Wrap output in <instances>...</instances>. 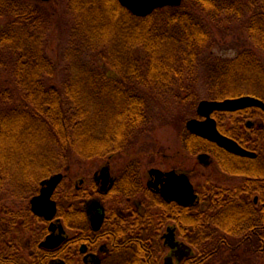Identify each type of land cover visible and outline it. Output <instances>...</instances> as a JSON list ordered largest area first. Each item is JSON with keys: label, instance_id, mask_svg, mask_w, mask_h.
<instances>
[{"label": "trees", "instance_id": "16d2710c", "mask_svg": "<svg viewBox=\"0 0 264 264\" xmlns=\"http://www.w3.org/2000/svg\"><path fill=\"white\" fill-rule=\"evenodd\" d=\"M67 7L77 46L64 51L66 77L55 84L49 81L56 64L46 50L51 10L34 0H0V264H40L36 256L23 259L21 251L27 234L36 236L45 228L28 204L42 180L69 172L73 158L130 155L148 122L143 88L177 89L186 93L183 102L195 103L199 93L194 84L202 67L209 99L249 94L264 101V0H183L179 7L157 9L145 18L134 16L117 0H67ZM236 19L244 21L249 43L233 57L214 56L209 25ZM227 114V129L217 114L219 130L256 149V161L264 167V111L248 108ZM240 116L258 117L261 125L248 128ZM246 132L257 140L250 143ZM183 143L192 154L213 155L228 173L241 175L244 186L223 190L211 180L201 185L198 198L200 203L205 200L204 207L194 206L190 219L185 212L178 216L177 234L193 250L181 264H210L234 236L241 243H255L253 251L263 253L264 228L255 227L264 226V212L247 196H261L264 202V171L234 172L222 165L214 144L189 132ZM140 166L130 156L118 174L125 182L121 192L140 185ZM228 192L231 197L224 198ZM55 196L59 215L73 228V204L67 212L62 205V200L73 201V190L63 182ZM127 229L132 236V228ZM141 236L157 240L154 228H144ZM31 248L42 256L44 251L34 243ZM143 249L128 248L130 259L137 260L133 264H159L149 263Z\"/></svg>", "mask_w": 264, "mask_h": 264}, {"label": "flooded vegetation", "instance_id": "af4514ba", "mask_svg": "<svg viewBox=\"0 0 264 264\" xmlns=\"http://www.w3.org/2000/svg\"><path fill=\"white\" fill-rule=\"evenodd\" d=\"M217 114L223 113L214 112L212 114V117L216 119L218 128ZM241 116L240 119L243 120L248 128L261 125V123H257L258 117H247L243 119L242 117H246L247 115ZM219 132L231 138L228 132H224V130ZM246 134L249 136L248 132H246ZM247 139L250 143L257 140L255 136H249ZM234 140L243 149L255 152L256 156L254 158H249L235 155L215 145L220 153L222 165L230 166L236 173H242L243 169L244 172L248 171L250 173L257 171V169L260 168V161H256V149L244 145L241 141ZM209 155L210 154H207L208 158H205L209 159ZM210 156L212 159L214 158L213 155ZM203 159L202 157L200 162H203ZM113 160L114 159L107 160L106 165L96 170L90 182L86 179H80L79 181L76 179L72 181L67 178L69 172L57 173L62 174L63 178L55 188L51 197L56 204V214L51 220H45L42 217L34 215L30 208V200L39 193L41 182L39 183L38 193L29 199L28 204L30 212L43 221L45 228H41L42 231L36 234V236H33L32 233L31 235H26L23 242V250L21 251L23 259H25V257L26 259H32L36 256L35 261L40 264H133L137 260L135 258L133 260L130 259L128 248L131 247L137 251L138 246L144 248L142 250V255L146 254L150 257V259H147L149 263H153L157 260L159 264H165V261L167 264H181L190 257V255L181 257L182 255L178 252L177 248L171 249L168 244L165 243L164 236L167 234L168 230H172L176 242L189 245L177 234V228H179L178 216L182 212H185L187 219H190L194 213L193 207L200 205L201 208H203L204 204H200L199 198L196 205L189 206H181L175 201L165 199L161 194V183H157V188L152 187V185L155 184L156 178L149 174L151 169L147 173L148 179L146 181V174H142L140 169V185L138 187H132L131 191L128 193H123L120 190L123 188V184H125L124 180H119L118 175H111V161ZM209 162L207 161V163ZM104 167L108 169L106 171V182L103 183L101 170ZM222 170L221 173L225 177L243 178L241 175L228 173L223 168ZM260 170L263 172L264 167L262 166ZM162 172L167 173L169 171ZM180 173L187 175L185 172H179V174ZM187 177L189 178L188 175ZM66 179H68V181ZM162 180L163 177L161 178V181ZM255 180L259 181L262 179L257 178ZM63 182L66 183L69 189L73 190V201L62 200L65 212H67L73 204V218L75 223L73 228L65 225L63 217L59 215V201L55 193ZM149 183H151V186H149ZM201 189H203L202 186H200L198 190L195 189L197 195ZM223 190L229 189L223 188ZM81 191H83V194L79 193ZM223 197L230 198L231 194H229V192L224 193ZM250 197H252V199ZM247 198L250 199L255 206L261 205L259 210L264 212V202L260 201L261 196L248 195ZM83 216L87 222L84 226L82 225ZM127 228H132V236L128 235ZM134 228H137L138 231ZM144 228H154L157 240L153 241L150 239L149 241H144L141 236L144 232ZM233 228L241 227L234 225ZM255 228H264V226ZM48 236L58 237L59 239L62 238L63 240L60 244L55 246H52L53 241H48L47 247L43 246ZM134 241L139 242V244L136 245ZM33 243L37 248L36 250L44 251L42 252V256L38 257V254H36L37 252L31 248ZM14 252L13 257L16 258L14 254L16 255L17 251L14 250Z\"/></svg>", "mask_w": 264, "mask_h": 264}, {"label": "rangeland", "instance_id": "374dc122", "mask_svg": "<svg viewBox=\"0 0 264 264\" xmlns=\"http://www.w3.org/2000/svg\"><path fill=\"white\" fill-rule=\"evenodd\" d=\"M36 2L41 9L51 10L53 14L50 20L52 24L51 36L47 41L46 50L49 57L56 64V72L49 82L62 84L67 73L64 51L66 48H72L71 44L77 46L76 41L72 42L71 38L72 19L67 7V0ZM44 5L47 6V9ZM244 25L243 20L237 19L231 20L227 24L224 21L220 24H210L209 27L214 38L211 48L213 55L218 58L233 57L241 48L247 45L249 40L245 38ZM200 69L198 79L194 84V89L199 93L198 100L195 103L183 102L182 99L185 98L184 94L186 93L180 94L177 89L164 92L153 88L145 90L143 88L141 90V93L148 99V122L142 127L143 130L137 134V140L129 151L130 155H121L111 161L112 176H117L130 159V156H134L140 161L142 174H146L145 181L148 179V171L154 168L162 171L173 170L177 173L185 172L196 190L206 180L216 183L217 188L223 187L229 190L244 186V178L225 177L221 173L222 168L217 164L215 157L212 159L210 153L192 154L183 143V137L187 133L186 122L197 117L198 104L202 100H212L209 99L207 95L209 93L205 88V75L202 71L204 68L201 67ZM230 117L229 114H218V118L222 121L225 129L228 128ZM200 119L203 118L200 117ZM203 154H210L209 159L204 156L203 162H200L199 157ZM73 160L67 178L72 181L86 179L88 182L91 181L96 170L106 165L107 162V159L79 160L73 158ZM66 180L68 181V179ZM250 198L252 199V197ZM201 203L204 204L205 200ZM196 204L197 202L194 205ZM198 206L201 208L200 205ZM237 219L239 220L238 215H236V222ZM239 238L241 239V235ZM228 242V247L215 254L210 264H264V251L261 254L255 253L253 251L255 250V243L248 244L246 241L241 243L237 236L230 237Z\"/></svg>", "mask_w": 264, "mask_h": 264}, {"label": "water", "instance_id": "95a60500", "mask_svg": "<svg viewBox=\"0 0 264 264\" xmlns=\"http://www.w3.org/2000/svg\"><path fill=\"white\" fill-rule=\"evenodd\" d=\"M182 1L183 0H118L121 6L136 17H147L160 8L178 7L182 4ZM249 107H258L264 110V102L252 96H241L224 100H202L197 106L196 113L199 117L203 118V120L196 118L188 120V122H186V129L198 137L215 143L218 147L232 154L254 158L256 156L255 153L243 149L234 140L220 134L215 119L211 117V114L215 111L234 112ZM202 157H204V155L200 156V161ZM107 169V167H104L101 170L103 183L106 182L107 179ZM149 174L156 178L155 184H153L152 187L157 188L158 184L161 183L162 186L160 190L165 199L175 201L181 206L193 205L197 201L194 187L187 175L183 173L179 174L175 171L163 173L157 169H151ZM162 177L163 180L161 181ZM62 178V174H55L41 181L39 193L30 200V208L34 215L42 217L45 220H51L55 216L56 204L51 197ZM149 186H151V183H149ZM164 238L165 243H167L171 249H178V252L182 255L181 257L191 255V247L184 243L176 242L172 230H168ZM62 240V238L59 239L58 237L48 236L43 246L47 247L48 241H53L52 246H55L60 244ZM165 264H167L166 261Z\"/></svg>", "mask_w": 264, "mask_h": 264}]
</instances>
